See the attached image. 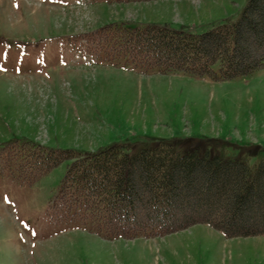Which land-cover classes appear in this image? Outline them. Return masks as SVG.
<instances>
[{
  "label": "rangeland",
  "instance_id": "374dc122",
  "mask_svg": "<svg viewBox=\"0 0 264 264\" xmlns=\"http://www.w3.org/2000/svg\"><path fill=\"white\" fill-rule=\"evenodd\" d=\"M248 2L0 0V264H264V235L228 238L205 223L109 239L59 202L71 160L30 179L19 172L25 167L10 171L1 159L14 140L79 152L114 144L138 151L166 140L183 153L258 164L264 68L222 81L144 73L102 50L94 34L116 22L201 34L236 24Z\"/></svg>",
  "mask_w": 264,
  "mask_h": 264
},
{
  "label": "trees",
  "instance_id": "16d2710c",
  "mask_svg": "<svg viewBox=\"0 0 264 264\" xmlns=\"http://www.w3.org/2000/svg\"><path fill=\"white\" fill-rule=\"evenodd\" d=\"M96 31L102 50L129 58L144 73L183 71L222 81L264 68V0H249L236 24L201 34L125 22ZM3 150L2 163L10 171L25 167L19 172L30 179L71 160L59 202L109 239L164 236L199 223L228 238L264 235V159L251 165L209 151L183 153L166 140L138 151L114 144L96 152L14 140Z\"/></svg>",
  "mask_w": 264,
  "mask_h": 264
}]
</instances>
